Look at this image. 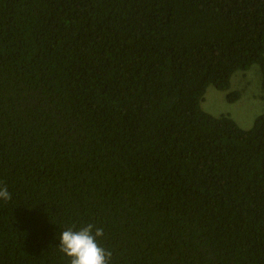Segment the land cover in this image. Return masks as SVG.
I'll list each match as a JSON object with an SVG mask.
<instances>
[{
	"label": "trees",
	"instance_id": "trees-1",
	"mask_svg": "<svg viewBox=\"0 0 264 264\" xmlns=\"http://www.w3.org/2000/svg\"><path fill=\"white\" fill-rule=\"evenodd\" d=\"M252 64L264 0H0V264H264V113L201 107Z\"/></svg>",
	"mask_w": 264,
	"mask_h": 264
},
{
	"label": "rangeland",
	"instance_id": "rangeland-1",
	"mask_svg": "<svg viewBox=\"0 0 264 264\" xmlns=\"http://www.w3.org/2000/svg\"><path fill=\"white\" fill-rule=\"evenodd\" d=\"M260 72L257 64L246 70L235 71L227 90H219L208 85L201 101L206 112L219 116H230L241 128L249 129L255 119L264 113V88L260 84ZM239 90L237 99L229 101L227 94Z\"/></svg>",
	"mask_w": 264,
	"mask_h": 264
},
{
	"label": "clouds",
	"instance_id": "clouds-1",
	"mask_svg": "<svg viewBox=\"0 0 264 264\" xmlns=\"http://www.w3.org/2000/svg\"><path fill=\"white\" fill-rule=\"evenodd\" d=\"M11 199L7 185L0 182V200ZM103 235L104 229L92 223L78 230L69 227L60 234L59 250L70 258V264H110L112 252L98 242Z\"/></svg>",
	"mask_w": 264,
	"mask_h": 264
}]
</instances>
